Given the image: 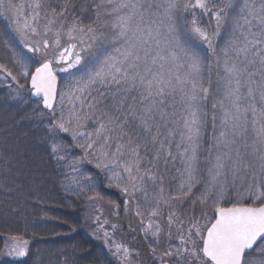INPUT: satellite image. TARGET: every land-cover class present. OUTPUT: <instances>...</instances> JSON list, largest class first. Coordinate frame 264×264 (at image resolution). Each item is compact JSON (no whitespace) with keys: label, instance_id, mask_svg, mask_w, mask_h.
Here are the masks:
<instances>
[{"label":"snow or ice","instance_id":"snow-or-ice-1","mask_svg":"<svg viewBox=\"0 0 264 264\" xmlns=\"http://www.w3.org/2000/svg\"><path fill=\"white\" fill-rule=\"evenodd\" d=\"M70 4L0 0L12 34H0V48L16 68L0 63V74L17 86L12 99L22 98L28 85L51 113L49 132H70L84 158H96V167L110 173L109 185L129 197L126 213L136 201L154 262L264 264V0H91L89 24L67 22ZM222 34L227 39L218 50ZM193 38L215 58V92L210 80L205 86V57ZM58 72L68 73L62 89ZM210 95L211 133L201 160ZM89 121L96 125L92 132L82 130ZM64 152L63 144L50 145L57 166ZM177 160V182L166 188L168 165ZM246 178L245 191L229 201V188ZM104 237L108 244L107 231ZM109 250L119 264H134L128 246L113 240ZM8 254L26 256V242Z\"/></svg>","mask_w":264,"mask_h":264},{"label":"trees","instance_id":"trees-1","mask_svg":"<svg viewBox=\"0 0 264 264\" xmlns=\"http://www.w3.org/2000/svg\"><path fill=\"white\" fill-rule=\"evenodd\" d=\"M58 3L63 4L64 0ZM72 4L69 5L68 23L77 20L89 24L94 20V16L85 17L87 2L72 0ZM197 14L203 25L209 23L208 17L200 16L199 10ZM187 19H191L190 14ZM225 39L227 36L222 34L217 40L218 50ZM192 44L205 57L204 74L209 76L214 92L215 58L194 38ZM38 63L37 56L36 66ZM16 87L10 78L0 74V156L8 161L4 163V159H0V185L12 189L5 192L0 188V264H118L109 250L118 234L124 245L139 253L138 257L150 260L140 220L130 218L125 212L123 201L126 197L121 196V192L118 195L119 190L109 185L110 173L96 167L95 157L84 158V150L73 141L70 132L58 129L54 134L49 132L51 113L44 112L39 103L30 101L27 86L20 90L22 98L12 99ZM210 105L208 98L205 147L210 138ZM41 111L45 113L43 117ZM24 116L30 118L22 119ZM95 126L89 121L82 130L92 132ZM53 141L65 148L62 153L65 160L59 166L49 156ZM80 143H84L82 138ZM68 165H74L78 171ZM197 211L196 208L195 213ZM105 231L109 234L108 244H105ZM25 242L26 256L8 254L10 249Z\"/></svg>","mask_w":264,"mask_h":264},{"label":"rangeland","instance_id":"rangeland-1","mask_svg":"<svg viewBox=\"0 0 264 264\" xmlns=\"http://www.w3.org/2000/svg\"><path fill=\"white\" fill-rule=\"evenodd\" d=\"M88 3V4H90L91 3V0H84V3ZM86 10H88V9H86ZM89 16H94L92 13H91V10H88V12H86L85 13V17H89ZM191 19H189V21H190ZM5 32H8V34L11 36L12 34L9 32V29H8V21H7V19L5 18V17H3V16H0V34H3V33H5ZM14 43H15V46H16V48L18 49V50H20V51H22V52H25L27 55H29V56H31L32 54L31 53H27V50L26 49H24L23 48V46L22 45H20L19 44V42L18 41H14ZM9 57H10V54H9ZM34 59V61H35V63H33L32 64V66H31V70L33 71L34 69H35V66H36V57H34L33 58ZM0 63H4V64H6L9 68H11V69H13V71H16V68H15V66L11 63V60L10 59H5V57H4V50L2 49V48H0ZM38 66V65H37ZM55 67H59V66H56V65H54ZM68 77V73H63V72H58L57 73V78H58V80H59V88L60 89H62L63 88V85H64V83H65V80H66V78ZM204 77H205V86H208L209 85V76H207L206 74H204ZM30 78V77H29ZM217 79H218V77H217V74H216V82H214V83H216V85H215V90H214V92L216 91V86H217ZM23 82V81H22ZM27 87H28V85H26ZM30 94V91L28 92V95ZM213 96H209V101H210V103L212 104L213 103ZM57 103H59V97H57ZM39 105H40V103H39ZM210 108H211V105H210ZM206 111H207V107H206ZM210 124H211V117H212V109H211V112H210ZM207 117H208V112H207ZM207 119V118H206ZM211 133V128H210V130H209V134ZM207 148H208V146H204L203 145V147H202V149H201V160H203V157H205L206 155H207ZM173 151H175V149H173ZM180 166V162L177 160L176 161V166L174 167L171 163H169V165H168V171H167V173L165 174V187L167 188L170 184L171 185H175L176 184V179H174L175 177H177L178 176V174H177V172H176V167H179ZM201 167L203 168V164L201 165ZM160 171L161 172H163L164 171V168H163V164H161V169H160ZM201 175L202 176H204L205 174L202 172L201 173ZM107 181H108V179H107ZM112 185H114V187L117 189V190H119V193H117V191H116V193L119 195L120 194V192H121V190H120V188H118V187H116L115 186V184H112ZM236 185H237V188H229V191H228V199H229V201H232V200H235L236 199V196H237V190H239V192H241V193H243L244 191H245V189L247 188V186H248V180H247V178L245 179V181L243 182V183H241V181L238 179L237 181H236ZM203 188V183H201L200 185H198L197 186V193H198V191L199 190H201ZM152 189H151V186H149V191H151ZM121 196H125L122 192H121V194H120ZM126 197V196H125ZM136 197H137V199H139L140 200V202L142 203L143 202V200H142V193H137L136 194ZM126 199H129V197H126L125 198V200ZM124 200V201H125ZM124 201H123V207H124V209H125V205H124ZM135 200L133 201V203L132 204H130L129 205V211H128V213H129V217L130 218H138L139 220H140V218L139 217H137L136 215H135V211H134V208H135ZM225 206H230V204L229 203H226L225 204ZM190 208V203H189V205H185V208L184 209H181L180 211L181 212H184L185 211V209H189ZM197 209H198V211L195 213L197 216L200 214V211H201V209H200V207L199 206H197ZM143 210V209H142ZM212 212H213V209L211 208V207H209L208 208V214H209V217H211V215H212ZM145 223H147V216H145ZM165 222H166V219H167V214H165ZM115 242H117V243H122L123 244V242H121L122 241V239H121V237H120V234H118V239H116V240H114ZM173 242H175V241H173ZM127 246V245H126ZM163 246H165L164 244H162L161 245V247H163ZM135 253V252H134ZM159 254V253H158ZM149 255V254H148ZM134 256V257H133ZM132 256V259H133V261H134V264H158V261H156V262H154L153 261V258H152V256L151 255H149V257H151V259L150 260H147V258L145 257H138L137 255H133ZM118 261V260H117ZM118 264H119V262H118Z\"/></svg>","mask_w":264,"mask_h":264},{"label":"water","instance_id":"water-1","mask_svg":"<svg viewBox=\"0 0 264 264\" xmlns=\"http://www.w3.org/2000/svg\"><path fill=\"white\" fill-rule=\"evenodd\" d=\"M33 71H34V70H33ZM29 80H30V79H29ZM57 80H58V78H57ZM58 84H59V83H58ZM29 98H30V100L33 101V102H40L41 109H42L43 111H45V112H48V110L43 109V105H42V100H41V98L33 97V96L31 95V93H30Z\"/></svg>","mask_w":264,"mask_h":264}]
</instances>
